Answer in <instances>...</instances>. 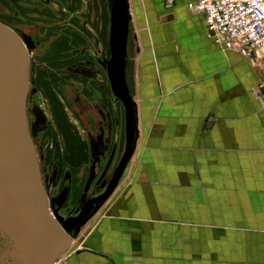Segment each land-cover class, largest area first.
I'll list each match as a JSON object with an SVG mask.
<instances>
[{
    "label": "crops",
    "instance_id": "crops-1",
    "mask_svg": "<svg viewBox=\"0 0 264 264\" xmlns=\"http://www.w3.org/2000/svg\"><path fill=\"white\" fill-rule=\"evenodd\" d=\"M46 1L0 0V16L47 24L60 14L66 30L53 38L44 28V50L53 57L54 41L64 40L69 59L72 46L90 40L83 26L94 23L99 0H57L59 8ZM190 1L129 0L135 151L112 195L54 264H264V45L247 55L217 42ZM78 61L62 62L61 80H53L68 107L60 126L72 151L61 165L70 177L68 204L81 200L92 175L85 131L103 123L96 105L90 116L82 104L117 100L102 74L77 71ZM75 103L77 120L69 117ZM108 121L113 143L123 135L120 117ZM123 132L125 139V114Z\"/></svg>",
    "mask_w": 264,
    "mask_h": 264
},
{
    "label": "rangeland",
    "instance_id": "rangeland-1",
    "mask_svg": "<svg viewBox=\"0 0 264 264\" xmlns=\"http://www.w3.org/2000/svg\"><path fill=\"white\" fill-rule=\"evenodd\" d=\"M46 4L60 7L57 0H47ZM59 15L54 14V22L47 24L11 23L0 16V39L10 45L0 44L1 188L7 186L11 171L16 173L18 180L15 183V189L9 193V189L5 188L8 195L10 194L12 197L10 211L12 217L28 229L39 246L44 244L49 228L43 225L42 210L44 205L40 188H43L45 197L50 203L52 192H55L53 195H56L70 178L65 169L61 167L64 157L72 154V151H69L64 145L60 128L63 116L67 117L68 107L66 108V104L62 102L61 92L54 85L55 81L53 80H61L59 76L64 61L76 62L77 58L78 62L94 61L104 78L102 85L111 93L105 66L101 60V55L109 54V17L106 0L96 2L94 23L83 26L90 40L85 42V46L78 45V48H75L77 45L74 48L72 46L68 54L69 59L66 56V45L62 44L64 40L54 41L57 46L55 56H46L44 50L46 42L44 28L48 27L50 31H54L50 35L53 38L54 36L59 38L61 31L66 30L67 25L62 24ZM31 35L36 41L34 47L26 44V39L32 37ZM18 40L24 43V48L11 46ZM88 46L96 49L95 56L87 52ZM63 53L65 54L63 55ZM51 74H54V79L50 78ZM94 81L96 80L94 79ZM107 103L108 101L106 103L96 101L91 103V106L88 103L82 104L90 116H93V111L95 112L93 109L96 105L97 110L102 112L103 123L99 131H85V133H89L87 138L91 139L89 167L92 175L88 184L89 189L78 202L80 205L86 197L99 190L98 188L104 187L125 144L124 106L119 99L115 103L113 100L112 103H108L109 105ZM75 108H78L76 103L72 105L69 117H74L77 120L81 113L76 112ZM110 114L116 118L120 117V129L123 134L122 138L120 136L115 142L112 141L113 143H109L110 136H108ZM98 161H102L100 164L102 166L99 169H97ZM3 192L4 189L1 190V195L4 198ZM74 208H77V204H68L63 210L69 214ZM34 209L36 211L32 214ZM48 209L52 211L50 204ZM53 216L57 220L54 214ZM32 226L35 228L32 229ZM70 241L64 243L60 252ZM0 264H32L31 252L26 247L24 240L1 217Z\"/></svg>",
    "mask_w": 264,
    "mask_h": 264
},
{
    "label": "water",
    "instance_id": "water-1",
    "mask_svg": "<svg viewBox=\"0 0 264 264\" xmlns=\"http://www.w3.org/2000/svg\"><path fill=\"white\" fill-rule=\"evenodd\" d=\"M109 13L108 46L110 55L104 58L110 89L113 95L124 106L125 114V144L121 157L116 164L113 173L103 191L89 197L76 214L64 216L58 208L53 212L60 222L57 223L48 209V200L43 188H40L43 200L42 218L43 225L49 227L44 244L38 247L29 232L22 228L12 217L8 216L3 208L1 199V154H0V217L10 224L19 236L24 240L26 247L32 252L33 264H54L56 257L61 255L60 249L66 241H70V234L76 233L79 227L103 204L114 192L129 161L131 160L136 146L137 138V109L127 80V57L130 34V2L129 0H107ZM0 44L10 46L0 39ZM26 44L32 47V38L26 39ZM12 47L24 48L21 40L15 41ZM68 195V187H65L56 199L59 207L64 204ZM36 210L32 211V214ZM35 226H32L34 229Z\"/></svg>",
    "mask_w": 264,
    "mask_h": 264
},
{
    "label": "built area",
    "instance_id": "built-area-1",
    "mask_svg": "<svg viewBox=\"0 0 264 264\" xmlns=\"http://www.w3.org/2000/svg\"><path fill=\"white\" fill-rule=\"evenodd\" d=\"M189 7L203 13L217 42L247 55L264 45V0H191Z\"/></svg>",
    "mask_w": 264,
    "mask_h": 264
},
{
    "label": "flooded vegetation",
    "instance_id": "flooded-vegetation-1",
    "mask_svg": "<svg viewBox=\"0 0 264 264\" xmlns=\"http://www.w3.org/2000/svg\"><path fill=\"white\" fill-rule=\"evenodd\" d=\"M31 38H32V47H34V46L36 45V41H35V38H34L33 35H32ZM89 51L92 52V55H93V56L96 55V49H95V48H90ZM109 55H110V52H109L108 55H102V62H103V64H104V66H105L106 78H107V82H108V84H109V89H110V83H109V79H108V75H107V70H106V63L104 62V58H105V57H108ZM75 69H76L77 71L85 72V73H87V74L94 75V76H96L97 74H99V69H98L96 63H94V61H93V62H87V63H84V62H77L76 65H75ZM103 79H104V78H103ZM110 92H111V94L113 95L111 89H110ZM113 96H114V95H113ZM114 97H115V96H114ZM115 98H116V97H115ZM39 127H41V126H39ZM123 149H124V148H123ZM122 152H123V150H122ZM121 154H122V153H121ZM120 157H121V155H120ZM120 157H119V159H120ZM118 161H119V160H118ZM118 161H117V163H118ZM114 168H115V167H114ZM113 170H114V169H113ZM112 173H113V171H112ZM112 173H111V175H112ZM111 175L109 176L108 180L106 181L104 187H102V188H98L99 190L93 192V193L90 194L88 197H86V198L83 200V202H82L81 205H80L79 203H77V208H74V210H73L72 212H70L69 214H66L65 211L63 210L64 207H65L66 205H68V203H69L70 187H69V183H68V180H67V181L63 184L62 188L59 190V192H58L56 195H53V193H55V192H52V194H51V196H50V203L48 202V206H49V204H50V206H51V210H52V211H50V212H51L52 214H54V212H53V208H58L59 213L62 214V215H64V216H69V215L76 214V213L79 211V209L81 208V206L84 204V202H85L89 197H91V196H93V195H97L98 193H100L101 191L104 190V188H105L106 184L108 183V181H109ZM65 187H68V195H67V199H66V201L64 202V204H63L62 206L59 207V204H58V202H57L56 199L60 196L61 192L63 191V189H64ZM88 189H89V188H88ZM75 205H76V204H75ZM78 205H80V206L78 207ZM54 215H55V214H54ZM57 221H58V219H57ZM58 222H59V221H58ZM59 223H60V222H59Z\"/></svg>",
    "mask_w": 264,
    "mask_h": 264
},
{
    "label": "bare ground",
    "instance_id": "bare-ground-1",
    "mask_svg": "<svg viewBox=\"0 0 264 264\" xmlns=\"http://www.w3.org/2000/svg\"><path fill=\"white\" fill-rule=\"evenodd\" d=\"M3 166V165H2ZM2 172V171H1ZM12 173H10V175H9V178H8V180H7V186L5 187V188H7V189H9V193H11L12 192V190H14L15 189V183H16V181L18 180V178H17V176H16V173H14L13 171H11ZM4 176H5V174H4ZM5 188H3L4 189V198L2 197V195H1V198H2V203H3V208H4V210H5V212H6V214L8 215V216H10V217H12V213H11V211H10V202H11V200H12V197H11V195L9 194L8 195V192L6 191V189ZM13 188V189H12ZM3 189L1 188V190L3 191ZM5 199V200H4ZM5 201V202H4ZM52 216H53V214H52ZM54 217V216H53ZM13 218V217H12ZM14 219V218H13ZM22 228H24L25 230H27L28 231V229H26V227L22 224V223H20V221H18V220H16V219H14ZM54 220H55V218H54ZM57 223H59L57 220H55ZM60 224V223H59ZM48 231H49V228H48ZM29 232V231H28ZM29 234H30V236L32 237V239L34 240V238H33V236L31 235V233L29 232ZM34 242L36 243V241L34 240ZM36 245L38 246V247H40L37 243H36ZM30 251V250H29ZM31 252V251H30ZM33 256V254H32V252H31V257ZM33 264V263H32Z\"/></svg>",
    "mask_w": 264,
    "mask_h": 264
}]
</instances>
